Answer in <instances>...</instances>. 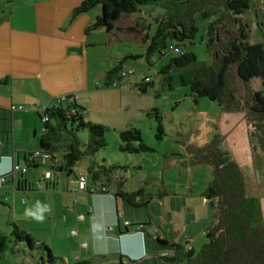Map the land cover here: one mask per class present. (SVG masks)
<instances>
[{"label": "crops", "instance_id": "1", "mask_svg": "<svg viewBox=\"0 0 264 264\" xmlns=\"http://www.w3.org/2000/svg\"><path fill=\"white\" fill-rule=\"evenodd\" d=\"M82 1H0V172H8L16 161L26 164V155L41 148L44 123L40 116L46 107L69 95L86 107L84 99L94 98L96 86L105 81L107 72L115 65L106 63V67H95L90 48L99 42L94 40L98 34L95 30L100 29L102 33L105 28L90 29L89 26L101 14V6L72 17L73 9ZM143 13L123 16L127 15L130 20L145 19L146 13ZM137 24L144 27L141 21ZM107 33L116 35L114 31ZM148 36L144 32L143 40ZM108 93L107 89L102 90L100 96L106 98ZM12 106L16 109L12 110ZM84 113L88 119L86 108ZM128 157L131 159L126 162L127 167H134L133 161L137 158ZM50 164V160L37 159V167L30 166L27 173L8 177L0 186V234L18 225L37 244L41 241L52 251L58 244L55 237L58 226L64 224L66 231H79L78 235L71 233L73 241L70 242L72 250L79 251L76 262L83 260V254L88 259L109 255L108 264H168L157 257L163 249L156 240V230L161 238L189 244L195 252L207 241L213 211L209 210L210 200L204 194L207 186L203 185L199 191L191 184L197 174L195 167L188 168L187 173L182 171L176 181L167 182L160 174L134 179L114 173L110 180L95 182L89 178L87 188L78 190L76 173L58 170ZM89 164L80 162L77 168L87 172ZM162 164L164 169L169 168L172 161H162ZM31 167L36 171L32 172ZM38 182L45 187L38 188ZM178 185L184 187V192H179ZM102 187L108 191H91ZM115 191L132 195L136 205L116 196ZM37 202L51 209L44 213L43 222L24 215L26 209L39 211ZM80 213L85 215L84 220L77 218ZM6 215L10 217L7 221L2 219ZM127 220L132 223L130 228L125 225ZM51 238L56 242L54 245L49 242ZM82 242H87V246H82Z\"/></svg>", "mask_w": 264, "mask_h": 264}, {"label": "trees", "instance_id": "2", "mask_svg": "<svg viewBox=\"0 0 264 264\" xmlns=\"http://www.w3.org/2000/svg\"><path fill=\"white\" fill-rule=\"evenodd\" d=\"M145 5L168 8L166 13L164 12L167 17L161 15L157 32L153 36H148L147 39H151V42L146 52L148 60L156 52L164 55L166 48L175 52L168 61L160 66L159 73L162 75L163 83L170 89H173L174 85L189 86L192 95L216 101L228 111L236 110L244 101L242 108L245 110L249 124L252 125L250 134L256 140H260V149L264 150V143L261 142L264 140L262 137L264 135V92L247 87L251 90L247 91L246 98H240L229 84L230 70L236 64L237 73L245 83L248 84L252 79L259 78L264 85V37L260 42H251L246 23L241 21L243 15L251 7L254 8L256 16H258L255 1L83 0L73 9L72 17H77L96 6H101V14L96 17L89 28H105L107 32H111L116 27L115 23L123 15L140 12ZM186 6L188 9L196 8L193 10L198 12L201 17L209 18V22L203 28L205 36L208 38L207 45L215 55L213 65L200 64L195 53L182 46L186 39H193L199 30L193 19V14L189 19L188 13L185 15L183 14L185 11H181ZM262 7L264 8V0ZM238 19L241 23L242 33L236 36L229 45L226 41L223 48H219L218 27L221 24L226 27L228 20ZM249 21L246 19L247 24ZM167 37L175 39L176 43L169 45ZM174 47H178L179 50L177 51ZM129 57L137 58L138 54L127 53L121 60H118L107 72L104 86L123 84L126 75L134 73V70L125 69L124 61ZM145 76L149 77L145 73L142 74V80L136 85L141 92H147L153 84L151 78L146 81ZM84 110L85 108L70 95L58 99L51 107H46L40 116L44 123L40 149L52 154L49 159L50 166L61 171L65 170L70 174L76 173V168L86 155H94L95 158L87 168V178L95 182L110 180L116 169L124 166L121 163H107L101 151L108 146L106 136L108 128L101 123L87 119ZM46 114L49 118L43 120V116ZM147 114L155 116L156 138L162 140L166 132L161 108L152 107ZM84 131H86V136L88 135L86 141L82 138ZM118 145L119 150L126 155L149 154L156 151L152 145L146 142L144 133L135 124L119 131ZM187 150L194 157V161L208 160L214 167L213 180L204 191L205 196L215 202L211 224L206 233L207 241L194 255L187 257L189 244L183 245L161 238L159 231L156 230V240L163 249L157 257L165 259L168 264H264L262 204L259 197L247 194L246 174L235 162L229 161L228 154L225 151L223 153L218 145L212 143L202 147L188 145ZM58 152H62L61 159L57 158ZM199 153H204L207 158L198 160ZM30 154L26 155L27 163L24 165L37 167V159H31ZM58 162L60 164L56 165ZM102 188L99 190L92 188L91 191H108L107 188L106 190ZM113 193L136 205L132 195L123 192L116 193V191ZM130 224L132 225V223ZM131 225H128L127 228H130ZM12 233L15 235L17 243L24 242L30 246L31 250L40 246L43 248L42 264L47 263L45 258L48 259V262L55 261L56 257L47 245L44 243L35 245L37 243L33 238L18 225H13ZM5 242L7 243V236L0 234V245H4ZM90 262L92 259H85L75 264H90Z\"/></svg>", "mask_w": 264, "mask_h": 264}, {"label": "rangeland", "instance_id": "3", "mask_svg": "<svg viewBox=\"0 0 264 264\" xmlns=\"http://www.w3.org/2000/svg\"><path fill=\"white\" fill-rule=\"evenodd\" d=\"M193 9L196 8L193 7ZM193 9H188L186 6L181 11H185L183 14L188 13L187 17L189 19L193 14V19L199 30L193 39H186L182 46L195 53L200 64L213 65L215 55L207 45L208 38L205 36L203 28L209 22V18L201 17ZM166 10H168L166 7L145 5L142 7V11L136 13V15H145L143 13L145 12L146 18L133 17L130 20L127 15L123 16L116 23L119 27H115L113 30L116 35L107 33L105 29H102V33L100 29L95 30L98 34L94 40L99 42L98 45L90 48L93 52L95 67H100L99 65L106 67V63L112 66L127 53L138 54L137 58L129 57L124 61L126 70H134V73L126 75L124 84L120 83L119 85L106 87L103 85V80L100 85L96 86L95 92L92 93L94 98L91 101L87 98L84 99L88 119L101 123L108 128L106 132L108 146L102 149V156L110 164H118L119 162L124 165V167H117L115 174L123 173L127 177H134V179L142 176L149 178L160 174L164 175L167 182L176 181L181 178L180 173L182 171L187 173L188 168L195 167L194 170L197 169V174L191 184L196 185V189L200 191L203 185L208 186V182L211 183L213 180L214 167L208 160L194 161V157L191 156L186 146L202 147L211 143L218 145L223 153L225 151L228 154L229 161L235 162L240 170L246 174L247 194L260 198L264 218V153H260V140H256L250 134L252 125L249 124L245 110L242 108L244 101L236 110L228 111L216 101L192 95L189 86L174 85V88L170 89L163 83L159 69L175 52L166 48L164 49V55L156 52L151 55L150 60L146 57L147 47L151 39L143 40L144 32L153 36L158 30L161 15L167 17V15H164ZM243 17L254 22L257 18L254 8L251 7ZM137 21H141L144 27H139L141 24L138 25ZM145 24H149L148 28L145 27ZM169 25L172 26L171 23ZM128 26L131 27L128 28ZM121 29L122 32H120ZM230 30L232 31V29ZM218 37L220 39L217 40L218 47L223 48L224 43L227 41V33L224 30L219 31ZM166 40L169 45L176 43V40L171 37H167ZM249 40L251 42L263 40V35L256 30V26H251ZM144 73L153 82L147 92H141L135 83L138 79L141 80L140 76L142 77ZM229 84L240 98H246L247 91L251 90L247 87L264 92V85L259 78L252 79L248 84L245 83L237 73L236 64L230 70ZM106 89L109 92L108 96L106 98L100 96L102 90ZM152 107H160L162 110L166 132L162 140L156 138L155 116L147 114ZM91 110L93 111L91 112ZM38 124L40 129H43L42 121L39 120ZM131 124L137 125L142 130L146 142L152 145L156 151L149 154L126 155L119 150V131ZM82 138L85 141L88 139L86 131L82 133ZM262 141L264 142V140ZM174 152L176 155H174ZM57 156L61 159L62 152H58ZM128 156L137 158L133 161L135 163L134 167H127L126 162L131 159ZM199 156L198 160L207 158L204 153H199ZM94 158V155H86L81 163L87 165L90 159ZM166 160L168 162L172 161V165L164 169L162 161ZM225 160L227 161V158ZM31 169L32 172L36 171L34 167H31ZM185 179H187V174ZM177 189H180L179 192H184V187L181 185H178ZM213 207L211 205L209 210L213 211ZM2 219L7 221L10 217L6 215ZM58 227V236H55L58 244L53 246L54 251L52 250L56 259L53 262H48V259L45 258L47 260L46 264H75V255L79 251L72 250L70 246V242L73 241L71 231H66L64 224H60ZM12 229L13 226L1 233L7 236V243L0 245V264H42L43 248L40 246L31 250L28 244L24 242L17 243ZM49 242L51 245L56 243L52 238ZM108 256L89 258L92 259L90 264H106V262L108 264L110 262ZM85 259H88V256L83 254V260Z\"/></svg>", "mask_w": 264, "mask_h": 264}, {"label": "built area", "instance_id": "4", "mask_svg": "<svg viewBox=\"0 0 264 264\" xmlns=\"http://www.w3.org/2000/svg\"><path fill=\"white\" fill-rule=\"evenodd\" d=\"M172 48V47H171ZM174 49H176L177 51L179 50L178 47H174ZM145 80L149 81L150 77L145 76ZM12 110H15L16 107L12 106L11 107ZM19 108H22V106H20ZM48 115L46 114L45 116H43V120H48ZM29 157L31 159H44V160H49L52 157V154L47 152V151H43L41 149L35 150L33 152H31V154L29 155ZM28 170V167L24 164H21L19 162H15L11 169L8 172H0V186H2L6 180L8 179V177H11L12 175H16V174H25ZM76 174H77V179H78V190H85L87 188V172L85 170H82L80 168L76 169ZM50 175V173H48V176ZM37 187L38 188H43L45 187V184L38 182L37 183ZM103 190H106V188H102ZM74 207H71V210H73ZM77 218L79 220H84L85 219V215L84 214H78ZM125 225H130V221L127 220L125 221ZM72 235H78L79 231L78 229H73L71 231ZM87 242H82L81 245L82 246H87Z\"/></svg>", "mask_w": 264, "mask_h": 264}, {"label": "flooded vegetation", "instance_id": "5", "mask_svg": "<svg viewBox=\"0 0 264 264\" xmlns=\"http://www.w3.org/2000/svg\"><path fill=\"white\" fill-rule=\"evenodd\" d=\"M263 11L264 8L262 7ZM239 20V19H238ZM228 20L226 27H223V25L221 24L220 27H218L217 32L219 33V31H225L227 33V44L229 45L235 38L236 36H238L239 34L242 33L241 31V23L240 20ZM241 21L246 23V28L248 29L249 33L251 34V26H256V30L260 31V33L263 35L264 37V17L262 19V22L259 20V14L257 16V18L254 20V22L249 21V23L247 24L246 19L244 17L241 18ZM232 29V31L230 30ZM217 40H220L217 34ZM228 48V46H226Z\"/></svg>", "mask_w": 264, "mask_h": 264}, {"label": "clouds", "instance_id": "6", "mask_svg": "<svg viewBox=\"0 0 264 264\" xmlns=\"http://www.w3.org/2000/svg\"><path fill=\"white\" fill-rule=\"evenodd\" d=\"M36 208H37L39 211H36V210H33V209H26L24 215H25L26 217L33 218V219H35V220L38 221V222H43L44 219H45V215H44V213H45V212H50L51 209H50V207H48V206H41V205L39 204V202H37Z\"/></svg>", "mask_w": 264, "mask_h": 264}, {"label": "water", "instance_id": "7", "mask_svg": "<svg viewBox=\"0 0 264 264\" xmlns=\"http://www.w3.org/2000/svg\"><path fill=\"white\" fill-rule=\"evenodd\" d=\"M263 0H255V5L259 14V20L262 22V19L264 17V11L262 9ZM210 204L214 206L215 202L213 200H210ZM195 253V248L190 247L187 251V257H191Z\"/></svg>", "mask_w": 264, "mask_h": 264}]
</instances>
